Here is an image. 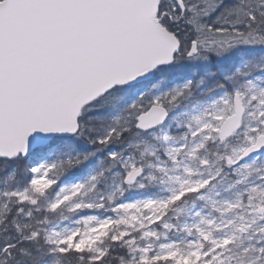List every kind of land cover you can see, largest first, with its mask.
<instances>
[{
  "label": "snow or ice",
  "instance_id": "snow-or-ice-1",
  "mask_svg": "<svg viewBox=\"0 0 264 264\" xmlns=\"http://www.w3.org/2000/svg\"><path fill=\"white\" fill-rule=\"evenodd\" d=\"M0 264H264V0H0Z\"/></svg>",
  "mask_w": 264,
  "mask_h": 264
}]
</instances>
